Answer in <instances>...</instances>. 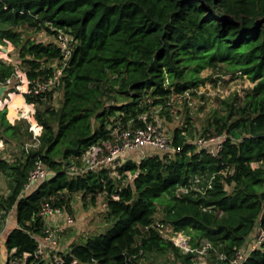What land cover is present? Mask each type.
I'll return each mask as SVG.
<instances>
[{
    "label": "trees",
    "instance_id": "1",
    "mask_svg": "<svg viewBox=\"0 0 264 264\" xmlns=\"http://www.w3.org/2000/svg\"><path fill=\"white\" fill-rule=\"evenodd\" d=\"M26 29L50 37L63 31L73 49L53 90L25 93L30 122L42 130L39 145L27 152L25 140L13 159L0 150V169L12 183L0 207L17 212L6 252L33 254L45 234L42 205L72 213L77 194L92 203L105 196L109 225L84 242H71L60 252L63 262L52 264H139L143 254L169 251L183 264H196L206 244L207 259L227 264L264 228V0H0V44L11 42L26 65L18 66L21 73L1 60V83L17 74L42 80L64 58L54 40H24ZM205 68L241 71L254 84L219 99L208 117L204 133L224 136L218 155L198 146L195 136L189 139L186 126L172 134L178 152L150 149L138 160L127 155L116 167L119 176L107 167L71 173L113 127L142 125L145 111L165 106L174 94L195 92ZM17 99L11 116L13 105L23 102ZM7 114L0 109V134L9 142L20 133ZM37 160L54 173L25 190ZM127 171L136 177L129 180ZM157 223L185 233L192 250L165 238ZM246 264H264V243Z\"/></svg>",
    "mask_w": 264,
    "mask_h": 264
},
{
    "label": "built area",
    "instance_id": "2",
    "mask_svg": "<svg viewBox=\"0 0 264 264\" xmlns=\"http://www.w3.org/2000/svg\"><path fill=\"white\" fill-rule=\"evenodd\" d=\"M50 39L54 40L57 47L63 52L64 58L62 61H60V66L55 65V73L51 76L42 78V80L30 79L25 74L22 77L18 75L20 80L15 88H17L21 94H41L43 92L53 90L60 80L64 66L67 64L68 59L72 55L73 48L70 44L71 37L69 34L59 31L52 35ZM238 74L243 75L241 71H239ZM13 79L14 78L12 77L7 78L5 82H0V85L11 84L13 83ZM196 91L202 92L200 88H197ZM190 94V91H185L183 94H174L171 98L175 99L185 96L189 97ZM30 106H28L29 108L27 109L28 111L26 113H22V115H24L26 118H28L27 114H29V112L32 110V106ZM156 107H158L159 111L164 109V107L161 105ZM148 113V111H145V113L139 116V119L142 121V125L135 126L129 124L124 127L118 124L117 126L113 127L108 138L92 144L87 148L82 156L83 163L81 165L73 164L70 167L71 173L76 172L78 174L84 173L89 169L107 167L114 170L113 173L119 176V174L116 172V167L122 164L124 161L122 156H124L127 152L139 151L141 152V159L146 158L150 149L163 152L168 151L171 153L178 152L180 147L175 146L172 143V136H169L166 133L167 131L159 126L157 118L154 120L150 119ZM30 130H32L33 136L26 140L23 146V149H25L27 152H30L32 148H35L39 145V137L42 133L41 128L34 123H31ZM223 139L224 136L221 135L203 136V138L196 139L195 143L200 147L208 148V151H210L212 155H218L223 147ZM52 173L54 172L48 166H46L42 160H37L33 168L30 170L29 179L25 183V190L31 188L34 184L43 181ZM2 175L3 171L0 169V178ZM134 176L135 174L133 175L131 173L127 177L130 180L133 179ZM40 215L45 223L43 230L45 234L44 237H38L37 249L33 254L26 252L21 256L14 255V249H12L9 251V256L5 262L6 264H52L53 262H63L59 248L61 246L60 233L64 232V228L61 226L55 227V225L58 224V220L61 217L64 220L65 225L72 224L74 218L71 214H67L66 210H63L59 207H53L48 202H45V204L42 205L40 209ZM156 226L161 229L162 234L166 229L165 227H167L170 229V235L168 236L169 239H171L177 246L186 252L192 250L188 243L189 238L187 239L181 231H176L170 224L162 225L161 223H157ZM263 243L264 228L259 226L256 234L253 237V246L247 247L244 244L241 245L227 264H246L250 257L251 251ZM207 246L208 244H206L203 249L199 251V255L200 253H204L206 251ZM51 255H55L56 258L52 260ZM29 257H32L30 261H28Z\"/></svg>",
    "mask_w": 264,
    "mask_h": 264
},
{
    "label": "rangeland",
    "instance_id": "3",
    "mask_svg": "<svg viewBox=\"0 0 264 264\" xmlns=\"http://www.w3.org/2000/svg\"><path fill=\"white\" fill-rule=\"evenodd\" d=\"M22 33L24 40H26L28 37L36 41H40L41 38L49 39V36L44 31L38 32L26 29ZM3 48H6L7 50ZM1 60L10 62L18 70H20L21 73H24L22 71L23 69L20 68H22V66L26 67V65H24L22 59L19 58V51L17 48L14 47L11 42H8L6 45L0 44V61ZM18 66L20 68H18ZM18 75H20L21 77L24 76V74H17V77L13 79V83L9 84V89L5 91V93L8 91H13L15 95H18V97L13 95L15 97L10 102L11 104L14 103L15 100H18L17 98L20 99V92L19 90H17V88H15L20 80ZM201 78H203L204 80V83L201 84L199 87L202 92H197L195 90V92H192L189 97L185 96L175 99L170 98L169 101H167L166 105L163 106V110L159 111L158 107H152L148 110L149 118L152 120L157 118L159 126L162 127V129H164L165 131H167L166 133L169 136H172L176 128L186 126L187 129H189V139H192L194 136L196 139L203 138V136H208V133H204V130L206 128V122L208 117L212 114V110L219 108V99H226V97L234 95L236 93L242 94L247 88H250L254 85L247 75H239L238 72L235 74L227 73L223 70L213 68H205V70L201 73ZM0 86H2V84ZM61 96L62 92L60 91V89L55 90V100L53 102V105L55 107H58L60 105ZM26 103L30 104L28 102ZM24 104V102L17 104L19 110L16 109V118L11 119L14 121V124L18 126L20 135L16 136L15 138H11V141L8 142L6 139V135L2 136L0 134V141L2 142V144H0V150L2 151V154L7 156L8 158L13 159L21 154V150L19 148L22 147L23 142L27 140V136L32 131L30 130L31 122L29 121V119H31V112L27 114L29 119L26 118L24 115L18 114L22 110H24V113L28 111V106L25 107ZM22 107L24 109H22ZM190 133H192V135H190ZM82 163L83 161L81 160V163L78 165H81ZM131 173V171H127L126 176H129ZM0 184V202H2V200L12 192V183L11 180L3 174L0 178ZM9 188L10 190H8ZM105 201L106 198L102 195L98 197L96 203H92L90 200L84 201L80 195L74 196L72 201V209L74 211L73 214H71L74 218L73 223L70 225H65L64 220L61 217L58 220V224L55 225V227L61 226L62 228H64V232L60 233L62 248L67 245L68 241L72 240V242H84V239L88 235L105 231V228H107L109 225V222L106 219V207H104V204H106ZM159 208L160 209L156 215L158 221L163 216V208L160 206ZM12 209L14 208H11L10 210L4 212V209L2 210L0 207V217L2 215H5V217L3 218L4 223L2 225L1 232H3V230H8L12 225V222L10 221V218H12L10 211ZM88 219L89 221H87ZM165 228L166 229L164 230L163 234L164 237H167L168 239V236L170 235V229H168L167 227ZM183 234L188 239V236L185 233ZM206 252L207 251H205L204 253H200V255L197 256L196 263L216 264V261L214 260L213 256H211L209 259L206 258V254L208 253ZM0 253V264H6L5 262L7 257L9 256V253L6 252V256L5 253H3V250L0 251ZM51 258L52 260H54L56 257L55 255H51ZM138 263L183 264L180 259H177L174 256L173 251H169L166 253L153 252L148 253L146 255L143 254L142 257L139 259Z\"/></svg>",
    "mask_w": 264,
    "mask_h": 264
},
{
    "label": "crops",
    "instance_id": "4",
    "mask_svg": "<svg viewBox=\"0 0 264 264\" xmlns=\"http://www.w3.org/2000/svg\"><path fill=\"white\" fill-rule=\"evenodd\" d=\"M49 39H50V36H49ZM14 92L13 91H8V92H6L5 94H4V97H3V99L2 100H0V109H2L3 107H6L7 108V110H8V114H7V116H8V119H9V121L12 123V124H14V121L13 120H11L12 118L13 119H15L16 118V113H17V110H19V107H18V105L17 104H14L13 106H14V110H15V115H13V116H11L10 115V112H11V110H10V102L13 100V98H14ZM20 95L23 97V102L25 103L24 104V106L27 104L26 103V98H25V95L24 94H21V92H20ZM15 100V99H14ZM28 106H30V104H27ZM23 106V107H24ZM22 107V109H24ZM26 107V106H25ZM17 109V110H16ZM32 109V108H31ZM31 111H33V109L31 110ZM30 111V112H31ZM21 112H23L24 113V110H22ZM18 113L19 115H22V113ZM0 144H2V142L0 141ZM1 149V148H0ZM127 155H129V156H131V158H134V157H136V160H138V159H140L141 158V152H139V151H130V152H127L124 156H122L123 157V159H124V157L126 158V156ZM1 185V184H0ZM8 190H10V188L8 189ZM77 195H80V194H77ZM73 201V200H72ZM104 207H106V204H104ZM105 210H106V208H105ZM67 211V210H66ZM11 215H12V218H10V221L12 222V225H11V227L8 229V230H3V232L0 234V244H1V246H0V251H2L3 250V253H5V256H6V254L7 253H10V252H7L6 253V249H5V239H6V236H7V234H8V231L12 228V227H14V226H16L17 225V212H16V210H15V208L14 209H12L11 211ZM69 212L67 211V214H68ZM69 214H73V212L71 213H69ZM9 221V220H8ZM87 221H89V219L87 220ZM253 237L254 236H251L246 242H245V244L244 245H246L247 247H251V246H253ZM75 238V237H74ZM2 241V242H1ZM72 242V240L71 241H68L67 242V245L65 246V247H61V248H59L60 249V251L61 252H67L68 251V249H69V245H70V243ZM69 243V244H68ZM64 244H66V243H64ZM1 255V254H0ZM200 262V261H199ZM196 264H198V263H196Z\"/></svg>",
    "mask_w": 264,
    "mask_h": 264
},
{
    "label": "water",
    "instance_id": "5",
    "mask_svg": "<svg viewBox=\"0 0 264 264\" xmlns=\"http://www.w3.org/2000/svg\"><path fill=\"white\" fill-rule=\"evenodd\" d=\"M3 49L7 50L6 48H3ZM8 89H9V84H2V86H0V100H2V97L4 96L5 91ZM134 177H136V175Z\"/></svg>",
    "mask_w": 264,
    "mask_h": 264
},
{
    "label": "bare ground",
    "instance_id": "6",
    "mask_svg": "<svg viewBox=\"0 0 264 264\" xmlns=\"http://www.w3.org/2000/svg\"><path fill=\"white\" fill-rule=\"evenodd\" d=\"M22 96L20 95V98H21ZM26 107H27V105H26ZM29 108V107H28Z\"/></svg>",
    "mask_w": 264,
    "mask_h": 264
}]
</instances>
